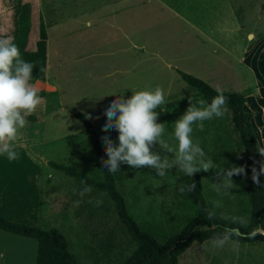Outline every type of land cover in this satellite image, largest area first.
<instances>
[{
	"label": "rangeland",
	"instance_id": "rangeland-1",
	"mask_svg": "<svg viewBox=\"0 0 264 264\" xmlns=\"http://www.w3.org/2000/svg\"><path fill=\"white\" fill-rule=\"evenodd\" d=\"M24 3L31 7V32L21 57L35 64L38 81L44 83L37 86L39 91H51L49 84L57 93L44 98L27 118L29 123L21 130L15 148L19 159L9 161L0 156V173L6 180L17 181L0 189L1 203L9 208L4 218L28 225L20 218L26 216L34 222L35 217L38 228L57 229L68 240L79 264H119L133 254L135 243L120 227L110 202L93 192L81 198L78 193L82 185L77 180L47 165L60 163L78 172L87 168L90 145L72 110L90 119L100 141L108 136L118 145V132H105L101 127L107 119L104 109L116 98L108 94L123 93L127 99L131 91L159 86L165 92V105L156 109L157 122L171 132V125L185 113L190 99L194 103L200 100L179 71L220 92H252L256 99L250 104L264 105L256 91V81L264 80V0H0V38L11 36L15 40L14 17ZM252 3L255 9L250 8ZM231 6L235 16L241 17L243 10L250 15L251 11L262 13L257 22L259 33L250 44L261 51L257 60L260 68L255 66L253 75L230 57L231 52L237 56L247 41L238 33L229 40L223 31ZM40 23L47 35L45 41L39 38ZM193 128V140L200 142L208 159L225 169L243 166L239 156L233 155L234 161L229 163V153L236 148L228 111L221 118L204 121L202 131L196 125ZM164 139L175 144L167 132ZM152 151L171 158L158 145ZM116 174L129 213L157 242L180 233L195 216L194 208L187 205L186 193L181 195L177 190L189 178L176 168L159 177L154 169H135L122 163ZM196 174L202 178L203 196L217 217L228 223L225 215L243 216L249 221L250 207L242 191L245 175L232 178L236 187L227 194L211 187V182L219 183L215 170ZM90 199L103 203L96 207L88 202ZM77 200L82 202L75 207ZM214 201L221 207H215ZM101 242L113 244L108 256L96 249ZM180 264H186L185 257Z\"/></svg>",
	"mask_w": 264,
	"mask_h": 264
},
{
	"label": "clouds",
	"instance_id": "clouds-1",
	"mask_svg": "<svg viewBox=\"0 0 264 264\" xmlns=\"http://www.w3.org/2000/svg\"><path fill=\"white\" fill-rule=\"evenodd\" d=\"M34 67L33 62L21 58L20 50L11 36L0 38V156H6L9 161L19 159L15 148L21 139V130L28 125L27 118L44 103L38 87L33 83ZM40 71L44 72L45 69L41 68ZM131 92V97L127 99L124 98L123 93L118 96V92L108 94L116 98L104 109L107 119L101 127L105 132L109 129L118 132V145L108 136L101 137L108 157L107 160L102 159L101 164L107 172L112 174L118 172L122 163L135 169L143 167L154 169L159 177H164L173 168L188 178L201 171L215 170V178L219 183L211 182V187L218 193L227 194L230 189L236 187L232 178L246 175L244 166L232 165L225 169L208 159L200 142L194 141L192 137L194 125L202 131L204 121L221 118L227 112V98L219 89H217L218 94L210 102L201 99L194 103L190 99V106L171 125V132L167 131L165 124L157 122L159 112L156 109L165 105L164 89L158 86L155 89ZM166 132L175 142L174 145L164 139ZM155 145L159 146L161 152L171 154V158L152 151ZM257 151L261 157H264V147L257 145ZM251 171L253 183L259 185V176L264 174V162L260 164L259 171L255 167ZM81 185L82 189L78 193L81 198L93 191L85 180H81ZM195 187V182L182 183L177 190L183 195L193 192ZM81 202L77 200L73 206L78 207ZM88 202L96 207L103 203L100 199H90ZM213 204L217 208L221 207L219 201H214ZM206 212L209 221L217 216L214 210L206 209ZM223 219L239 227L220 228L219 224L213 223L211 228L201 226L199 230L215 233L205 241L213 248H223L230 244L232 249L238 252L240 240L244 235L240 228L247 227L249 221L243 216L225 215ZM257 234L264 235V227L258 225L247 233V237L252 239Z\"/></svg>",
	"mask_w": 264,
	"mask_h": 264
},
{
	"label": "trees",
	"instance_id": "trees-1",
	"mask_svg": "<svg viewBox=\"0 0 264 264\" xmlns=\"http://www.w3.org/2000/svg\"><path fill=\"white\" fill-rule=\"evenodd\" d=\"M39 27V38L45 41L47 35L43 23H40ZM30 32L31 7L28 3H24L21 5L17 16V34L13 41L18 46L20 55L28 48ZM178 74L188 86L197 92L200 100L210 102L218 94L217 90L206 82L180 71ZM259 92L264 103V86L260 88ZM56 93V91H39V95L43 98L53 96ZM222 94L228 101L226 107L230 115L231 135L234 137L236 148V152L229 153L231 155L229 163H233V155L241 157L240 161L243 163L246 173V182L242 191L249 203L250 218L246 229L240 228L241 233L244 234L240 242L256 240L264 242L263 235L257 234L252 239L247 237V233L258 225L264 227V174L259 176V185L254 184L251 179V169L255 167L259 171L260 164L263 162L257 151V142L251 125V115L244 110V94L227 92H222ZM72 114L82 124L87 134L90 145L87 168L82 172H78L60 163L47 162V165L77 180V183L81 184V180H85L92 187L93 193L103 194L110 202L120 227L135 243L133 254L119 264H178L179 257L193 243L201 245L202 242L215 234L211 231H200L201 226L211 228V225L215 223L219 224L220 228L239 227L217 216L212 221L207 220L206 209H210V206L203 196L202 178L200 175L194 174L193 177L189 178L187 184L195 182L196 187L193 192L186 193V202L188 206L194 208L195 216L183 227L180 233L166 237L161 243L157 242L140 229L129 213L124 194L118 188L117 174L107 172V169L102 166L101 160H107L108 157L104 151L105 147L100 141L99 134L90 119L76 110H72ZM0 231L35 240L37 242L36 264H79L69 249L68 240L57 229L44 230L36 226L13 223L0 216ZM112 248H114L112 243L101 242L100 245L96 246V249L103 251L106 256H108V250Z\"/></svg>",
	"mask_w": 264,
	"mask_h": 264
},
{
	"label": "crops",
	"instance_id": "crops-1",
	"mask_svg": "<svg viewBox=\"0 0 264 264\" xmlns=\"http://www.w3.org/2000/svg\"><path fill=\"white\" fill-rule=\"evenodd\" d=\"M248 6L249 4L245 5L246 8H248ZM251 7L255 9L256 4L252 3L250 8ZM5 8L7 9V6H5ZM232 10L233 7L231 6L230 16L228 17L227 21H225L224 24L222 25L223 31H225V34L228 35L229 40L233 39L232 35L238 33L245 35L247 41L244 46L240 47V51H238L237 56H235L232 52H231L232 56H230V54L229 56L235 59V62L239 67L244 68L245 70L250 72V74L253 75V72H255L254 67L255 66L259 67L257 60H260L261 51L259 50L256 51V46L251 47L250 44L254 42L255 34L259 33L257 27L262 13L255 15V12L251 11V15H250V12L248 13L246 10L244 12L243 10V15L240 17V16H235L232 13ZM252 15H255L253 17L254 19L253 21L251 20ZM17 16L18 14L16 12L14 17L16 22H17ZM243 40L244 39L242 38L241 41ZM39 50L41 51V49ZM39 50H35L34 53H37ZM32 75H33V82L36 84V86L38 85L43 86L44 83L40 84L41 82L38 81V76H37L38 72H36V70H33ZM256 82H258V85L256 86V91L258 92L257 97L259 98L258 100H262L259 90L262 86H264V80L256 81ZM47 86L51 88V91H47L45 89L41 91H45V92L56 91L55 86L53 87L50 86L49 84H47ZM244 95H245L244 110L251 115V125L253 132L255 134L257 145L259 147H264V105H261L260 103H257L256 105L250 104L251 99H256L255 94H253L252 92L246 93ZM261 159L264 162V157H261ZM6 179L7 177L4 174L0 173V189L2 186H6L8 182L9 183L13 182ZM7 190L10 191L11 187L10 189ZM1 194L2 192L0 191V199H1ZM17 210L19 212L22 211L21 208ZM8 212H9V208L4 207V205L1 203L0 200V215L2 217L7 218L6 214ZM20 219L25 221L30 226L31 225L37 227L39 226L38 224L39 219H36L35 217L34 219L36 220V222L35 220L34 222L28 220L26 216H22V218ZM209 239L205 241H208ZM205 241L202 242L201 245H198L197 243L195 245L192 244L179 257L178 264L181 263L182 257H185L186 264H264L263 241L256 240V241L240 242V248L238 252L234 251L230 244L226 245L223 248H213L210 243H205ZM36 253H37V242L35 240L0 231V264H36Z\"/></svg>",
	"mask_w": 264,
	"mask_h": 264
},
{
	"label": "water",
	"instance_id": "water-1",
	"mask_svg": "<svg viewBox=\"0 0 264 264\" xmlns=\"http://www.w3.org/2000/svg\"><path fill=\"white\" fill-rule=\"evenodd\" d=\"M264 236V235H263Z\"/></svg>",
	"mask_w": 264,
	"mask_h": 264
}]
</instances>
